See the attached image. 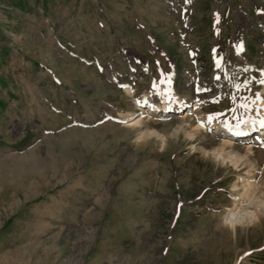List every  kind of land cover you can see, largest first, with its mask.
<instances>
[{
    "label": "rangeland",
    "instance_id": "rangeland-1",
    "mask_svg": "<svg viewBox=\"0 0 264 264\" xmlns=\"http://www.w3.org/2000/svg\"><path fill=\"white\" fill-rule=\"evenodd\" d=\"M172 72L207 119L253 117L264 0H0V264H264L259 145L131 126Z\"/></svg>",
    "mask_w": 264,
    "mask_h": 264
},
{
    "label": "bare ground",
    "instance_id": "bare-ground-1",
    "mask_svg": "<svg viewBox=\"0 0 264 264\" xmlns=\"http://www.w3.org/2000/svg\"><path fill=\"white\" fill-rule=\"evenodd\" d=\"M215 55H217V54H215ZM172 68H174V67H172ZM174 72H172L173 74L169 77V79H167L168 81L165 80L167 82H164V84H165L164 89H160V91L158 89V91H159L158 95L160 94V102L159 103H153L150 100L148 102L147 106H145V107H147V109L143 110V112H141L140 118L134 124H131V126L140 125L143 123V120L145 119V117L149 116V114H154V113L160 112L161 115H160V113H158V116H159V118L162 119L163 122H170V121L172 122L173 120H176L177 122L179 121L181 124L185 125L184 127L181 125L185 130L190 129L189 133L192 136H196V137L198 136L199 139H201V138L207 139L208 135L211 136L212 140L213 141L216 140L220 146L219 151L216 152V154L220 153V152H222V153L227 152V154H231V153H234L235 151H238L237 149L241 150V148L251 150L256 145H259V147H260L259 149L261 150V153H264V127H261V124H260L261 121H264V95L260 94L259 95L260 99H257L256 101L253 102V105L256 107V112H255L256 114L253 117H248V118L245 117L243 119V121H248V123H242L240 125V127L237 129L239 131H242L244 134L241 136H234L232 133H230L227 130V128L224 127V123H222L217 118H213L212 122L209 124L207 116H205V113H203L199 103H196L195 106L190 105L189 104L190 102L182 100L176 94L173 87H171L169 84H167L170 81L174 82V79H173V78H175ZM165 92H166V94H165ZM175 103L177 104V107L174 106ZM175 107H176L175 111H173V114L170 115V113L172 112V109H174ZM190 108H191V110L188 111V109H190ZM252 121H255V123H252ZM201 123L206 125V127H201ZM166 124H168V123H166ZM169 124H171V123H169ZM229 125H231L232 127L235 128L237 123L236 124L233 123V124H229ZM209 127L211 128V131H208ZM213 130L216 131V133L222 132V135H225L224 138L220 140L218 138L219 136L217 135L218 136L217 137L216 133ZM251 131L252 132L256 131L257 133L255 135L253 134V137L252 136L246 137L245 135H247V133H249ZM244 137H246V138H244ZM222 153L220 155H222ZM237 157H238V155H237ZM239 158H241V157H239ZM237 161H239V160H237ZM250 185H252V184H250ZM250 185L248 187H250ZM245 192H247L246 188H245ZM253 194H254V191L252 193V196H253Z\"/></svg>",
    "mask_w": 264,
    "mask_h": 264
},
{
    "label": "snow or ice",
    "instance_id": "snow-or-ice-1",
    "mask_svg": "<svg viewBox=\"0 0 264 264\" xmlns=\"http://www.w3.org/2000/svg\"><path fill=\"white\" fill-rule=\"evenodd\" d=\"M238 49L242 50V46H238ZM217 67H220V62L219 61H217ZM216 78L219 79L218 76ZM262 83H264V81H262ZM204 90L205 91H210V89H204ZM198 91H199V89H198ZM257 99H260V97L257 96ZM214 102H218V101H214ZM136 103L137 104H141V103L147 104L148 101L147 100H144L143 102H141V101L137 100ZM241 107L247 108V105L246 104H242ZM233 111H235V110L233 109ZM217 115H219V114H217ZM213 118H214L213 116H209V118H208L209 124L212 122ZM234 119L237 120V125H236L235 128L232 127L231 125H229L227 122H224V127L227 128V130L230 133H232L234 136H241L244 133L242 131L237 130V129L240 127V125L242 123H248V121H243L239 117H234ZM252 123H255V121H252ZM260 124H261V127H264V121H261ZM201 127H206V125H204L203 123H201ZM208 131H211V128L210 127L208 128Z\"/></svg>",
    "mask_w": 264,
    "mask_h": 264
}]
</instances>
